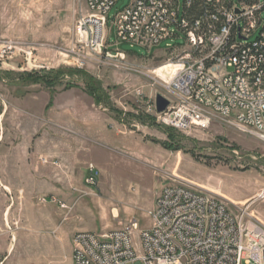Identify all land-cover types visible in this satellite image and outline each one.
Instances as JSON below:
<instances>
[{"label":"rangeland","instance_id":"374dc122","mask_svg":"<svg viewBox=\"0 0 264 264\" xmlns=\"http://www.w3.org/2000/svg\"><path fill=\"white\" fill-rule=\"evenodd\" d=\"M133 1L119 0L106 27L111 48L125 58L103 54L83 61L70 52L76 25L88 14L85 0H0V162L49 166V213L60 207L50 193L55 178L67 182L57 186L64 185L69 198L66 222L56 235L49 228V248L28 235L35 229L30 213L14 238L19 226L13 204L0 231V262L72 264L65 233L104 234L132 219L139 223L138 244L139 231L151 226L149 211L161 188L174 180L247 209L264 225L263 142L220 118L209 129L190 131L153 120L157 95L166 98L165 87L191 48L183 39L152 50L117 43L112 19ZM24 72H54L55 85L29 83L20 79ZM36 150L41 153L34 157ZM91 167L98 172L96 186L86 182ZM13 196V189L0 187V206Z\"/></svg>","mask_w":264,"mask_h":264},{"label":"built area","instance_id":"2783aa9c","mask_svg":"<svg viewBox=\"0 0 264 264\" xmlns=\"http://www.w3.org/2000/svg\"><path fill=\"white\" fill-rule=\"evenodd\" d=\"M85 1L88 14L76 25L70 54L125 58L106 34L119 0ZM112 29L120 44L152 50L183 39L191 48L165 87L170 106L161 114L151 108L159 124L206 130L220 118L264 143V0H134L114 16ZM97 176L91 167L86 182L96 186ZM149 217L138 244L137 219L104 234L76 233L73 264H264V225L187 183L164 185Z\"/></svg>","mask_w":264,"mask_h":264},{"label":"crops","instance_id":"0c3cea01","mask_svg":"<svg viewBox=\"0 0 264 264\" xmlns=\"http://www.w3.org/2000/svg\"><path fill=\"white\" fill-rule=\"evenodd\" d=\"M28 153H30V151ZM40 153V151L36 150L33 151L32 155L36 157L40 155ZM51 178L53 179L55 176H51ZM55 179L56 182L54 180L52 181L53 188L55 189H52L50 193L51 195H55L60 199L59 203H64L67 205L66 201H68L69 198L67 197L66 191H64V185L61 186L64 183L67 184V182H64L63 177ZM58 181L61 182V185L57 186ZM0 187H3L7 190H14V196L11 198V201L9 199L6 206H0V231H4L5 227L3 225V221L5 215L9 213L11 206L14 204L13 209L17 207V216L14 217V223L16 224V227L17 225L19 226L15 229L14 238H16L17 235L16 230H18V228H22L24 216H26L27 213H30L33 214L34 217L35 229L28 235L32 240L40 241L49 248V228H52L51 232L56 235V233L61 229V225L66 222H63V217L67 212L66 210H63L59 207V209L49 213V204L47 203L49 201V166L37 162H19L4 166L3 163L0 162ZM42 196H48L46 198V203L42 202V200L45 198L38 200ZM51 201H53V198ZM78 208L80 207L76 206L74 208L73 214ZM13 209L11 211H13ZM77 218L82 219L80 215H77ZM58 220L59 222H55L57 223V225H55L53 222ZM49 223H53V225L51 226L50 224L49 226ZM81 231L86 230H73L69 234L65 233L66 239L70 242L72 247V255L73 237L76 233ZM58 239L63 241V236ZM1 256L2 255H0V258Z\"/></svg>","mask_w":264,"mask_h":264},{"label":"trees","instance_id":"16d2710c","mask_svg":"<svg viewBox=\"0 0 264 264\" xmlns=\"http://www.w3.org/2000/svg\"><path fill=\"white\" fill-rule=\"evenodd\" d=\"M2 74V73H0ZM52 74H54V72H49V77L44 75V72H24V73H19L20 79H27V82L32 83V84H42L45 85L47 87H54L55 85V81H56V77H54ZM53 76V77H52ZM2 79V78H0ZM96 102L99 103V100L96 99ZM156 118H154L153 120H155ZM164 146H168V144H164Z\"/></svg>","mask_w":264,"mask_h":264},{"label":"water","instance_id":"95a60500","mask_svg":"<svg viewBox=\"0 0 264 264\" xmlns=\"http://www.w3.org/2000/svg\"><path fill=\"white\" fill-rule=\"evenodd\" d=\"M170 101L165 98L163 95L159 94L156 97L155 105H156V112L158 114L164 113L168 107L170 106Z\"/></svg>","mask_w":264,"mask_h":264}]
</instances>
